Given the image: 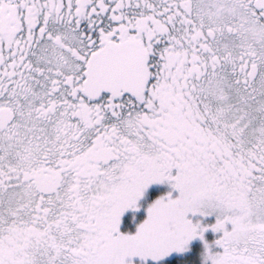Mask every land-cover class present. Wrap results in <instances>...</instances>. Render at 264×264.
I'll return each mask as SVG.
<instances>
[{
	"label": "snow or ice",
	"instance_id": "1",
	"mask_svg": "<svg viewBox=\"0 0 264 264\" xmlns=\"http://www.w3.org/2000/svg\"><path fill=\"white\" fill-rule=\"evenodd\" d=\"M0 264H264V0H0Z\"/></svg>",
	"mask_w": 264,
	"mask_h": 264
}]
</instances>
